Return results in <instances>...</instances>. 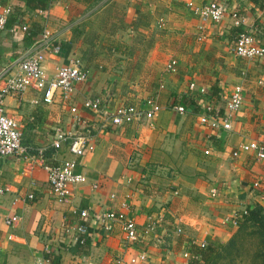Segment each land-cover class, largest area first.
I'll list each match as a JSON object with an SVG mask.
<instances>
[{
  "label": "crops",
  "instance_id": "1",
  "mask_svg": "<svg viewBox=\"0 0 264 264\" xmlns=\"http://www.w3.org/2000/svg\"><path fill=\"white\" fill-rule=\"evenodd\" d=\"M209 3L226 5L227 13L202 27L193 10ZM0 5L11 6L15 18L14 29L0 31V69L46 30L61 43L59 55L47 56L49 75L72 58L89 72L71 96L56 94L50 104L33 90L4 100L28 153L0 158V264H51L45 249L73 247L65 225L83 222L82 210L90 213L87 253L61 249L57 264H114L119 257L128 264L138 250L146 252L147 264H188L185 254L193 245L229 240L237 230L234 214L252 204L264 209V160L254 153L232 155L264 134V61L231 51L242 29L264 46V0H52L43 14L24 0H0ZM233 12L243 19L242 27L233 25ZM19 25H27L30 34L21 33ZM170 60L178 62L176 73L165 71ZM191 82L206 92L190 91ZM236 86L243 103L232 115L231 130L202 125L203 108L222 111ZM149 98L160 107L155 116L92 132L91 149L78 167L87 182L75 187L70 202H56L44 166L72 158L65 147L56 153L50 148L57 128L80 130L70 109L93 122L86 101L145 111ZM174 105L185 112L176 113ZM29 193L33 200H27ZM109 211L124 212L139 226L151 216L156 228L145 242L131 246L120 224L105 232L91 219ZM12 215L19 220L7 226L5 218Z\"/></svg>",
  "mask_w": 264,
  "mask_h": 264
},
{
  "label": "built area",
  "instance_id": "2",
  "mask_svg": "<svg viewBox=\"0 0 264 264\" xmlns=\"http://www.w3.org/2000/svg\"><path fill=\"white\" fill-rule=\"evenodd\" d=\"M226 5H218L209 3L202 7H195L194 15L198 17L202 23V27L210 23H218L222 21L227 13ZM39 14L44 11L38 10ZM12 15V8L9 5H0V31L4 30L8 18ZM233 25L242 27L244 21L236 13L230 14ZM14 29L12 27L10 30ZM19 31L25 35H29L27 25H19ZM61 51V43L50 33L44 30L40 37L33 41L30 47L15 61L0 69V158L21 155L27 157L28 149L21 144V132L18 123L9 117L4 110V100L6 97H21L29 90L41 93L42 101L50 104L56 94L60 97H69L74 92L76 85L85 83L89 79V72L77 58L69 59L67 63L57 65L54 72L49 75L45 69L47 56L59 55ZM231 51L236 57L248 60L264 61V46L255 43L253 37L246 30H239L232 44ZM178 62L170 60L165 67L168 73H176ZM160 88H163L161 86ZM190 91H199L204 94V88H197L194 82L189 83ZM243 103V92L241 86L234 87L230 96L226 99L223 110L216 109L211 105L203 108L204 113L200 117V123L212 130L223 129L231 130L232 115L238 111ZM147 109L144 111L136 105L119 104L113 108L102 105L99 100L86 101L83 106L86 110L95 115L96 121H90L78 115L76 107L70 109L73 123L80 127L72 132H65L60 128L55 131V139L51 142L50 148L56 153L63 149L72 156L71 159L62 160L61 162H53L45 165L44 169L47 173V184L54 200L58 203H68L73 197L75 187L83 185L87 182L84 174L78 171L80 160L90 151L92 132L102 130H114L129 126L138 122L142 116H155L160 107L155 100L149 98L145 102ZM176 113H184L185 108L182 105H174L171 107ZM97 125V127H96ZM43 151V150H42ZM42 151L37 153L42 156ZM207 154V152H205ZM240 153H254L257 159L264 160V134L258 141H252L239 146L233 151V157H238ZM253 186L261 189V183L255 182ZM93 189L98 188V184H92ZM6 191V190H5ZM4 190L0 189V194ZM27 200H33L34 195L29 193ZM243 213H236L231 218V223L238 226ZM90 213L87 210L79 212V222L74 225H65L66 233L72 235L75 243L84 244L88 235V225L86 221L89 219ZM92 220L96 221L101 229L110 232L114 224H120L121 231L125 241L131 246H136L146 241L155 228L156 223L153 217H148L146 223L139 226L135 219L128 216L124 212L109 211L101 214H93ZM19 218L15 215L7 216L5 224L12 226ZM85 220V222H84ZM177 233H181V229H176ZM204 246V244H201ZM46 253L50 250L45 249ZM188 259L189 254H185ZM148 257L146 252L138 250L135 257L129 259L128 264H147ZM114 264H123L122 258H117Z\"/></svg>",
  "mask_w": 264,
  "mask_h": 264
},
{
  "label": "trees",
  "instance_id": "3",
  "mask_svg": "<svg viewBox=\"0 0 264 264\" xmlns=\"http://www.w3.org/2000/svg\"><path fill=\"white\" fill-rule=\"evenodd\" d=\"M24 1L29 9L43 11L52 0ZM14 22L15 18L9 17L5 28L11 27ZM245 212L236 232L225 244L210 241L204 246L193 245L188 264H264V209L252 204L246 206ZM88 248L87 237L84 244L75 243L73 247L61 245L58 249H50L44 258L51 264H57L61 249L82 255L87 253Z\"/></svg>",
  "mask_w": 264,
  "mask_h": 264
},
{
  "label": "rangeland",
  "instance_id": "4",
  "mask_svg": "<svg viewBox=\"0 0 264 264\" xmlns=\"http://www.w3.org/2000/svg\"><path fill=\"white\" fill-rule=\"evenodd\" d=\"M127 92H128V91H127ZM133 92H134V91H133ZM129 93H132V91L129 90ZM120 96H121L120 98L123 99V98H122V95H120Z\"/></svg>",
  "mask_w": 264,
  "mask_h": 264
}]
</instances>
